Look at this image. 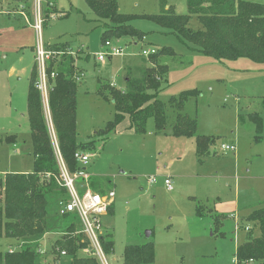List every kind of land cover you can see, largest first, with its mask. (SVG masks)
Segmentation results:
<instances>
[{
    "label": "rangeland",
    "instance_id": "374dc122",
    "mask_svg": "<svg viewBox=\"0 0 264 264\" xmlns=\"http://www.w3.org/2000/svg\"><path fill=\"white\" fill-rule=\"evenodd\" d=\"M162 2L176 13H186L185 0H117L120 12L137 15L159 13ZM39 20L37 33L34 27ZM130 23L146 35L113 38L122 53L99 62L95 56L103 48V21H97L85 0H0V138L16 135L15 150L10 142L0 143V180L7 171L32 170L26 96L34 63L38 74L36 44L40 41L47 51L56 52L54 59L60 52L56 49L66 45L84 75L77 82V142L93 141L94 146L81 149L91 155L83 171L92 190L97 185L103 193L110 189L115 193L113 210L100 217L104 234L114 240L108 260L123 264L125 245L152 241L154 264H238L234 253L245 227L253 235L259 233L257 223L246 216L264 202V62L248 57L216 59L156 22L135 17ZM188 27L203 28L195 16ZM164 46L178 54L160 56L162 62L171 61L157 97L166 103L165 129L156 133L150 117L145 132H136L126 115L103 133L115 107L98 89L102 87L106 95L110 88L125 90L126 78L138 79L144 67L151 66V56L144 57L141 51ZM194 88L199 95L187 99L183 112L196 118L197 134L212 136L209 154L201 162L194 136L172 134L174 111L167 103L170 96ZM42 104L50 127V111ZM249 111L262 117L261 137H256L254 124L245 117ZM222 144L233 145L234 150L221 149ZM150 177L155 178L153 183ZM165 177L171 178L173 190L166 189ZM51 178L40 174L39 183L56 187ZM81 182L76 180L79 193L84 190ZM196 205H201L200 215ZM50 207L47 212L53 211ZM54 220L47 219L48 230ZM49 236L53 241L58 235ZM34 242L33 237L17 242L2 236L0 251L8 246L20 250ZM50 243L43 244L46 252L37 251L34 264H70L71 257L51 252Z\"/></svg>",
    "mask_w": 264,
    "mask_h": 264
},
{
    "label": "trees",
    "instance_id": "16d2710c",
    "mask_svg": "<svg viewBox=\"0 0 264 264\" xmlns=\"http://www.w3.org/2000/svg\"><path fill=\"white\" fill-rule=\"evenodd\" d=\"M97 21H103L101 40L104 42L113 38H141L146 34L134 27L130 22L135 17L156 22L177 36L185 39L204 54L216 59H235L248 57L254 61L264 62V3L249 0H185L186 13H176L172 5L166 7L162 2L159 13L140 15L122 13L118 10L117 0H85ZM197 17L203 28L192 30L188 27L191 17ZM68 46L62 45L58 58L51 57L46 65L48 79V107L52 127L62 159L70 172L79 171L82 167L74 158V152L82 148H92L93 141L84 144L77 142V87L79 69L75 57L69 53ZM172 58L178 54L170 47L164 46L151 56V66H145L141 77L127 80V88L120 90L110 88L108 95L102 87L98 92L104 98L107 96L115 107L112 120L108 121L103 133H107L124 116L128 115L131 127L136 132L144 133L148 118L154 120V131H163L167 124L166 103L158 99L161 84L170 68L169 63L162 62L160 56ZM56 60V62H55ZM53 73V77H51ZM26 96L27 119L30 127L33 163L28 173L6 172L0 180V238L10 237L17 242L33 237L34 244H26L23 249L0 251V264H34L37 249L43 234L58 233L53 242L52 251L64 249L71 257L70 264H97L95 259L78 255L79 250L87 242H81V234H73L80 228L76 214H58L57 202L65 198V190L60 187L42 186L39 175L50 173L57 175L58 165L49 136V129L44 120L42 100L36 82L38 74L35 63L30 70ZM197 89L182 90L178 96H170L168 106L174 111L170 128L174 136L192 137L195 141V153L201 162L202 157L209 154L212 136L196 133L195 117L183 112L185 103L190 96H197ZM264 106V96L261 98ZM258 133L262 130V117L256 111L245 114ZM244 119V118H243ZM259 135V136H258ZM15 134L0 138L11 142ZM83 151V150H81ZM52 177L51 179H53ZM95 182H93L94 184ZM95 191L103 193L97 185H92ZM53 199V200H51ZM51 205L52 212H47ZM196 215H200L201 205H196ZM112 211V206L108 212ZM54 218V224H47L48 218ZM214 215V223L218 225ZM68 220H70L68 222ZM246 220L256 222L259 233L253 235L246 230L241 243L235 248V261L238 264L248 262H264V202L262 206L252 210ZM65 232V234H62ZM223 235V232H220ZM106 254L113 251L114 240L106 234L101 239ZM58 255V254H57ZM123 264H154V244L148 241L143 244H127L123 248Z\"/></svg>",
    "mask_w": 264,
    "mask_h": 264
},
{
    "label": "built area",
    "instance_id": "2783aa9c",
    "mask_svg": "<svg viewBox=\"0 0 264 264\" xmlns=\"http://www.w3.org/2000/svg\"><path fill=\"white\" fill-rule=\"evenodd\" d=\"M35 30L37 33H39L41 29L40 20L35 24ZM36 51V60H37V67H38V80L36 82V87L40 91L41 100L44 105L47 107V111L49 113V107H48V79L46 75V61L53 57L54 54L51 51H47L44 48V45L42 42L38 41L35 47ZM104 49V50H103ZM157 52L154 48H146L141 51V55L144 57H148L152 54H155ZM71 53V52H69ZM122 53V47L118 44V40L108 39L103 42V48L100 50L99 53L95 56V60L99 62H104L105 59L109 58L113 55H119ZM83 73L79 72L78 75L75 76L76 80H80L83 77ZM51 77H53V73H51ZM50 121V117H49ZM48 125V124H47ZM49 129V136L52 142L53 151L57 160L58 165V173L57 175L51 176L50 173H44V175L48 177H54V179L57 181L58 185L62 187L65 190L66 197L60 198L57 202V211L59 215H64L68 213L76 214L80 228L75 230L73 234H81L83 237L81 238V242L84 241L87 242V244L82 247L78 255L90 257L95 259L97 264H113L111 263L107 255L102 247L101 239L105 235L102 230L101 225V219L100 217L102 215H106L108 213L109 207L112 206V203L114 201V190L110 189L105 193H100L98 191L92 190L89 187V181H88V174L83 171L84 165L87 164L89 158L91 155L88 153L77 150L74 152V158L78 162V164L82 167L79 171L76 172H70L66 164L64 163L58 144L57 139L52 127V123L50 122V127L48 125ZM221 149L224 150H234L233 145H225L222 144ZM78 178H81L82 182L79 186L84 187V190L82 193H79L78 186L76 183V180ZM149 183H153L155 181L154 177H150L148 179ZM164 185L166 189L172 190L173 189V182L170 177H165ZM245 229H248V226L245 227ZM57 234L54 232H48L46 231L43 234V237L48 234ZM62 234H65V232H62ZM42 237V238H43ZM56 238H54L53 241L50 240V251H52L53 242ZM13 247H8L9 251L15 250ZM37 251L40 253L46 252L45 249H40V247L37 249ZM57 254L60 255H66V252L64 249H57Z\"/></svg>",
    "mask_w": 264,
    "mask_h": 264
},
{
    "label": "crops",
    "instance_id": "0c3cea01",
    "mask_svg": "<svg viewBox=\"0 0 264 264\" xmlns=\"http://www.w3.org/2000/svg\"><path fill=\"white\" fill-rule=\"evenodd\" d=\"M249 1H257V2H260V3H263L264 1L263 0H249ZM169 4H167L166 3V7L168 6ZM44 44V43H43ZM33 52V51H32ZM195 142V141H194ZM10 144L11 145H13V149L15 150V148H16V137H15V139L13 140V141H11L10 142ZM7 172H10V171H7ZM6 173V172H5ZM4 174V173H3ZM173 190V189H172ZM170 191V190H169ZM192 199H195L194 197H192ZM113 203H114V201H113ZM113 203H112V210H113ZM231 214V213H230ZM48 235H54V234H51V233H48V234H46L41 240H40V245H39V247H40V249H44V247H43V244H45V242L48 240H51L50 238V236L48 237ZM49 238V239H48ZM8 247H10V246H8Z\"/></svg>",
    "mask_w": 264,
    "mask_h": 264
},
{
    "label": "water",
    "instance_id": "95a60500",
    "mask_svg": "<svg viewBox=\"0 0 264 264\" xmlns=\"http://www.w3.org/2000/svg\"><path fill=\"white\" fill-rule=\"evenodd\" d=\"M148 234H149V232H148Z\"/></svg>",
    "mask_w": 264,
    "mask_h": 264
}]
</instances>
